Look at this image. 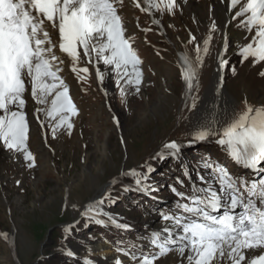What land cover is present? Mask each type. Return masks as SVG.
Returning a JSON list of instances; mask_svg holds the SVG:
<instances>
[{"label":"rangeland","instance_id":"374dc122","mask_svg":"<svg viewBox=\"0 0 264 264\" xmlns=\"http://www.w3.org/2000/svg\"><path fill=\"white\" fill-rule=\"evenodd\" d=\"M218 2L177 0L174 15L150 16L136 8L133 0H125L121 15L126 34L132 38L142 61L143 83L139 93L127 89L122 97L114 75L106 74L101 83L91 67L87 81H77L66 62L61 75L79 110L72 117L71 134L57 131L53 138L51 128L46 125L41 129L30 115V149L36 159V166L31 169L20 154L0 146V264H83L84 259L93 264H115L117 259L122 264H139V260L133 261L118 249L137 256L141 249L156 251L149 238L165 223L160 212H170L179 199L170 186L191 195L193 182L199 184L197 174L209 175L201 167L202 161L210 158L234 177L252 178L214 139L188 143L197 121L202 122L214 112L213 107L204 109L202 98L223 43L214 11ZM192 4L200 5L203 12L195 11ZM232 32L234 37L228 42L230 48L225 56L229 63L223 69L224 88L232 100L228 101V109L240 111L245 101L252 106L264 105V77L259 75L264 71V62L255 66L251 59L240 63L236 54L239 47L250 41L254 30L248 33L233 19ZM190 34L197 38L203 57L191 96L180 68L184 55L195 61V45L188 43ZM209 36L205 54L203 41ZM193 99L196 108L189 111ZM28 110L30 114L33 111L31 101ZM168 141L183 145L180 158L153 159ZM149 165L153 171L148 174L147 184L154 190H135L133 178L123 173L132 168L147 173ZM108 193L111 199L105 201L104 215L100 217L105 221L103 226L81 216L91 201ZM66 227L68 232L64 231ZM51 228L54 230L48 237ZM3 233H7V239ZM101 244L108 246L110 257H100L97 246ZM68 251L74 256L69 257ZM155 264L186 262L172 251Z\"/></svg>","mask_w":264,"mask_h":264},{"label":"snow or ice","instance_id":"6c2138e0","mask_svg":"<svg viewBox=\"0 0 264 264\" xmlns=\"http://www.w3.org/2000/svg\"><path fill=\"white\" fill-rule=\"evenodd\" d=\"M228 2L234 10L233 19L248 33L254 30L250 41L237 50L240 63L251 59L255 66L264 62V0ZM133 3L150 16L174 15L177 7V0H133ZM237 5L239 10H235ZM125 6V0H0V146L20 154L29 169L36 166L30 149V115L41 129L50 127L55 138L57 131L70 135L74 128L72 117L79 114L61 75L66 62L77 81H87L91 67L101 83L106 74L114 75L122 97L127 89L140 92L142 61L132 38L126 34L121 15ZM153 23L159 21L153 19ZM196 39L190 34L188 40L195 45V61L184 55L180 64L189 96L197 68L203 61ZM210 40L211 36L203 41L205 54ZM228 63L221 56L219 68L223 70ZM232 70L235 72V68ZM259 75L264 77V71ZM195 108L193 99L188 110ZM210 139L237 166L250 172L252 178L234 177L210 158L202 161L201 167L209 175L197 174L199 184L193 182L191 195L170 186L179 199L170 212H160L165 223L149 238L151 248L156 251L141 249L137 256L118 249L123 255L139 260V264H155L172 251L186 264H264V105L252 106L245 101L240 111L226 106L222 112H212L202 122L197 121L188 143ZM182 147L177 141H168L153 159H179ZM152 171L149 165L147 173L132 168L123 175L133 178L135 190L149 193L154 190L147 184ZM178 182L183 186L182 181ZM110 199L108 193L91 201L81 216L103 226L105 221L100 218L104 215L103 205ZM109 219L116 224L113 217ZM2 235L7 239V233ZM66 254L74 256L71 251ZM83 264L93 262L84 259ZM115 264L122 261L117 259Z\"/></svg>","mask_w":264,"mask_h":264},{"label":"bare ground","instance_id":"6f19581e","mask_svg":"<svg viewBox=\"0 0 264 264\" xmlns=\"http://www.w3.org/2000/svg\"><path fill=\"white\" fill-rule=\"evenodd\" d=\"M191 7H193L195 11L203 12V8L200 5L192 4ZM239 7L240 5H237L235 10H239ZM214 11L217 18L216 22L217 24L219 23L220 25L223 43L221 45V49L218 54L217 66L215 68V71L212 75V79L208 86L209 89L207 88L205 94L203 95L204 97L202 98V105L204 109L213 107L214 112L215 111L222 112L226 106L227 108L229 107V102H232V100L230 99V97L226 92V89L224 88L223 70L219 68V60L221 56L225 59V56L226 54H228L229 51L228 48H230L228 46L229 44L228 42L230 38L234 37V34L232 32L234 10L231 9L228 0H219V2L217 3V7ZM97 247L101 252L100 253L101 258L110 257L111 251L109 250L108 246L101 244L98 245Z\"/></svg>","mask_w":264,"mask_h":264},{"label":"water","instance_id":"95a60500","mask_svg":"<svg viewBox=\"0 0 264 264\" xmlns=\"http://www.w3.org/2000/svg\"><path fill=\"white\" fill-rule=\"evenodd\" d=\"M53 228H51L50 230H49V232H48V237H50V235L52 234V232H53ZM12 246V245H11ZM11 249H12V252H13V247H11ZM40 261V260H39Z\"/></svg>","mask_w":264,"mask_h":264}]
</instances>
